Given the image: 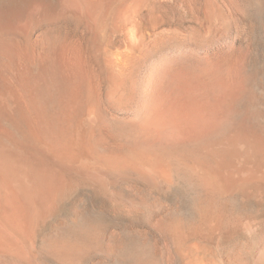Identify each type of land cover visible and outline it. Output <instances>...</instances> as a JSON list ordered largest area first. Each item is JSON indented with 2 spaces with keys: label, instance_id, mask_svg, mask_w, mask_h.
I'll return each mask as SVG.
<instances>
[{
  "label": "bare ground",
  "instance_id": "bare-ground-1",
  "mask_svg": "<svg viewBox=\"0 0 264 264\" xmlns=\"http://www.w3.org/2000/svg\"><path fill=\"white\" fill-rule=\"evenodd\" d=\"M153 1L0 0V264H264L239 234L264 207L254 24L193 53ZM209 1L180 0L197 24Z\"/></svg>",
  "mask_w": 264,
  "mask_h": 264
},
{
  "label": "rangeland",
  "instance_id": "rangeland-1",
  "mask_svg": "<svg viewBox=\"0 0 264 264\" xmlns=\"http://www.w3.org/2000/svg\"><path fill=\"white\" fill-rule=\"evenodd\" d=\"M153 2L156 13L164 10L173 17L172 21L164 20L162 27L170 28L176 32L175 40L178 41V44L190 49L193 53L201 50L220 53L226 52L229 47H238L244 41V30L250 23H253L252 40L255 51H253L252 56L253 65L264 72V0H210L209 3L214 10L213 15L212 17H205L202 14V25L199 22L196 23L197 21L193 18L191 11L181 4L180 0H154ZM147 20L142 24V27L152 29L151 26H155L154 22L151 18ZM36 28L38 30L45 29V25L41 23ZM36 28L35 30H37ZM80 28L81 26L75 22L66 21V30L69 34H77ZM179 194L180 192L175 190L166 192L163 197L167 200H174ZM182 206L184 210H188L185 202ZM107 207L109 209L108 219L111 224L113 223L112 226L119 227L133 220L132 223L135 227H147L146 219L143 218L144 215L128 217L121 208L111 202H107ZM239 215L243 222L250 225V231L242 230L239 232L242 237L250 236L253 238L263 234L264 207L261 204L251 200L241 208Z\"/></svg>",
  "mask_w": 264,
  "mask_h": 264
}]
</instances>
